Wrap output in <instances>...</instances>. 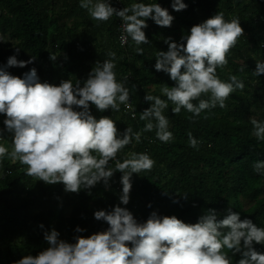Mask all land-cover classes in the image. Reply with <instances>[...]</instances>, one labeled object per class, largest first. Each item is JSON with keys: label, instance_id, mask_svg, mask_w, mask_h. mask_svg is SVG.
Here are the masks:
<instances>
[{"label": "clouds", "instance_id": "obj_1", "mask_svg": "<svg viewBox=\"0 0 264 264\" xmlns=\"http://www.w3.org/2000/svg\"><path fill=\"white\" fill-rule=\"evenodd\" d=\"M79 7L94 21L118 18L122 22L121 44H127L130 38L137 55L144 54L141 45L151 43L144 31L149 26L147 21L170 28L175 19L158 2H133L116 8L113 0H79ZM187 7L184 0H171V8L176 12ZM244 35L238 16L226 20L223 12H217L193 25L179 42L171 36L164 38L168 50L156 53L154 67L157 72L166 73L174 85L161 87L166 99L145 95L144 100L151 106L141 112L140 120L146 123L135 132L131 126L121 132L110 116L97 118L92 113L93 106L104 113L119 112L124 105L135 119L131 90L126 86L128 78H117L114 51L109 50L107 59L97 61L86 79H77L75 83L71 79L61 80L57 85L41 82L35 67L23 77L11 74L8 68H24L36 60L33 56L27 61L18 60L21 49L14 47L17 55L10 56L7 65L0 64V115L4 116L0 139L5 132L10 133L12 145L9 150L0 144V169L8 158L27 166L25 175L47 185L62 184L66 193L79 194L83 190L91 195L100 184L108 191L117 172L121 173L122 185L119 204L94 212L97 221L107 224L106 229L84 236L80 233L87 230L77 226L76 235L68 241L61 239L60 232L53 227L44 231L47 248L14 264H264V252L255 247L264 245V227L251 219H242L231 207L223 214L209 208L196 223H185L176 215H160L158 211H152L146 221L140 222L128 208L120 206L130 202L133 174L150 172L156 162L146 152L117 157L133 141L141 143L143 133L153 130L162 143L174 140L170 121L164 114L169 102L174 105V115L183 109L191 114L189 121L195 123L202 113L207 119L212 109L226 108L227 100L236 91L243 92V79L230 74L222 80L217 69L228 66L229 54ZM6 42L7 38L0 33V44ZM49 58L57 60L53 54ZM64 59L67 60L66 55ZM245 67L242 64L239 72L243 73ZM262 74L264 61L257 60L253 75ZM133 88L137 86L133 84ZM249 122L252 135L264 141V121L253 117ZM187 135L189 146L199 150L202 141L191 132ZM253 170L264 175V162H256ZM177 195L184 200L189 196ZM39 227L43 229L44 225ZM237 255L238 260L234 259Z\"/></svg>", "mask_w": 264, "mask_h": 264}, {"label": "trees", "instance_id": "obj_2", "mask_svg": "<svg viewBox=\"0 0 264 264\" xmlns=\"http://www.w3.org/2000/svg\"><path fill=\"white\" fill-rule=\"evenodd\" d=\"M133 2H158L175 17L170 28L147 21L149 26L144 31L151 43L141 45L143 55L133 51L130 38L124 46L119 44L118 18L94 21L79 7V0H0V33L7 38L0 44V64L7 65L8 58L17 55L14 47H19L18 60L27 61L31 56L36 60L24 68H8L11 74L23 77L35 67L41 82L58 85L61 80L71 79L75 83L86 79L95 63L107 59L106 53L112 50L117 56V78H128L126 86L131 90L135 119L124 105L119 112L104 113L93 106L92 113L97 118L110 116L121 132L127 126L134 132L141 131L146 121L140 120V114L151 106L144 100L145 95L166 99L161 87L174 85L166 73L154 67L156 53L168 50L164 38L171 36L179 42L193 25L217 12H223L226 20L238 16L245 35L229 54L228 66L217 72L222 80L237 75L244 80L245 89L233 93L226 108L212 109L207 119L202 113L195 123L189 121L191 114L183 109L174 115V105L169 102L164 114L174 140L162 143L153 130L143 133L141 143L133 141L117 157L146 152L156 162L150 172L133 174L130 202L120 206L128 208L140 222L158 211L160 215H176L185 223H196L209 208L223 214L231 207L242 219L264 227V175L253 170L256 162H264V141L252 135L249 122L253 117L264 121V74L253 75L256 61H264V0H184L188 7L180 12L172 10L171 0H122V5ZM116 4L113 0V7L118 8ZM50 54L57 60H50ZM242 64L247 66L243 73L239 72ZM3 119L0 115V128L4 127ZM188 132L202 141L199 150L189 146ZM3 138L9 139L11 134L5 132ZM26 168L5 158L0 169V264H14L47 248L44 231L53 227L61 239L68 241L76 235L77 226L87 230L80 233L84 236L107 228L105 222L94 218V212L119 204L121 173H115L110 190L100 184L88 195L83 190L79 194L66 193L62 184L36 181L25 175ZM177 193H188V199ZM255 247L264 252V245ZM239 258L237 255L234 259Z\"/></svg>", "mask_w": 264, "mask_h": 264}, {"label": "built area", "instance_id": "obj_3", "mask_svg": "<svg viewBox=\"0 0 264 264\" xmlns=\"http://www.w3.org/2000/svg\"><path fill=\"white\" fill-rule=\"evenodd\" d=\"M116 1V5H117V7L118 8H123V5H122V3L121 2H118V0H115ZM118 22V31H119V35H118V42H119V44L121 45V46H124L125 44H121V41H120V36L122 35V29H121V21L119 20V21H117ZM131 102V104H132V101H130Z\"/></svg>", "mask_w": 264, "mask_h": 264}, {"label": "rangeland", "instance_id": "obj_4", "mask_svg": "<svg viewBox=\"0 0 264 264\" xmlns=\"http://www.w3.org/2000/svg\"><path fill=\"white\" fill-rule=\"evenodd\" d=\"M0 144H3L4 146L8 147L9 150H11V138L9 139H6V138H3V139H0Z\"/></svg>", "mask_w": 264, "mask_h": 264}]
</instances>
